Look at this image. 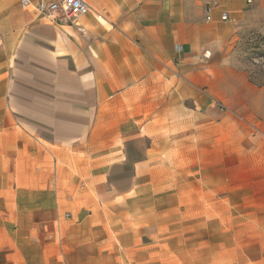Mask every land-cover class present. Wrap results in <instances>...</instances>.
<instances>
[{
	"label": "crops",
	"instance_id": "1",
	"mask_svg": "<svg viewBox=\"0 0 264 264\" xmlns=\"http://www.w3.org/2000/svg\"><path fill=\"white\" fill-rule=\"evenodd\" d=\"M84 1L70 22L0 0V264L181 263L163 199L197 136L219 152L221 207L228 152L242 167L250 148L264 208V87L232 58L251 0H218L208 21L209 0Z\"/></svg>",
	"mask_w": 264,
	"mask_h": 264
},
{
	"label": "rangeland",
	"instance_id": "2",
	"mask_svg": "<svg viewBox=\"0 0 264 264\" xmlns=\"http://www.w3.org/2000/svg\"><path fill=\"white\" fill-rule=\"evenodd\" d=\"M237 35L232 51L234 64L253 85L264 87V0H251ZM233 122L228 120L231 139L237 134ZM215 138L219 139L218 131H213V144ZM203 147V135L197 136V149L189 152L190 166L186 165L187 161H181L180 166L168 168L177 174L172 173L177 180L176 189L172 197H163V202H167L164 207L172 208L176 213L178 225L173 234L178 235L179 255L183 258L178 264H264V208L253 207L252 202L260 200L250 198L252 150L245 149L242 167L237 161V153L229 150V192L221 207L219 183L215 181L219 176V152L214 150V145L211 153L205 152ZM193 155L194 162L191 163ZM209 176L211 183L207 181ZM205 182L212 187L211 215H204L201 197ZM236 185L243 186L244 191L236 193ZM220 211L225 214L220 216Z\"/></svg>",
	"mask_w": 264,
	"mask_h": 264
},
{
	"label": "built area",
	"instance_id": "3",
	"mask_svg": "<svg viewBox=\"0 0 264 264\" xmlns=\"http://www.w3.org/2000/svg\"><path fill=\"white\" fill-rule=\"evenodd\" d=\"M250 3V1H248ZM22 10H31L40 18H47L52 21L67 20L74 21L89 13V7L84 0H18ZM218 6V0H209L207 6L206 20H210L211 11ZM227 14L221 13V20H227ZM80 32L83 29L77 27ZM206 57V53L204 54Z\"/></svg>",
	"mask_w": 264,
	"mask_h": 264
}]
</instances>
